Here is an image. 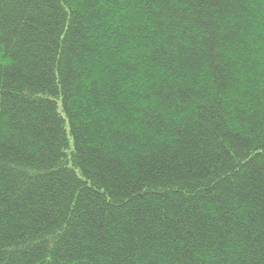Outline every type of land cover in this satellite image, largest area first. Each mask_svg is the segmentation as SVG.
I'll list each match as a JSON object with an SVG mask.
<instances>
[{
    "label": "trees",
    "instance_id": "trees-1",
    "mask_svg": "<svg viewBox=\"0 0 264 264\" xmlns=\"http://www.w3.org/2000/svg\"><path fill=\"white\" fill-rule=\"evenodd\" d=\"M0 264H264V0H0Z\"/></svg>",
    "mask_w": 264,
    "mask_h": 264
}]
</instances>
